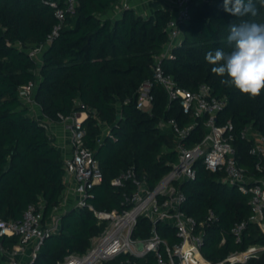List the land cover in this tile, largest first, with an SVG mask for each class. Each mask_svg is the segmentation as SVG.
Wrapping results in <instances>:
<instances>
[{"label": "trees", "instance_id": "obj_1", "mask_svg": "<svg viewBox=\"0 0 264 264\" xmlns=\"http://www.w3.org/2000/svg\"><path fill=\"white\" fill-rule=\"evenodd\" d=\"M51 1L0 0V219L4 220L22 219L30 205L42 209L47 219L61 205L66 188L65 157L47 123L87 112L84 143L95 151L104 175L88 201L97 209L110 211L127 207L124 193L133 189L131 181L125 186L112 184L121 171L133 168L153 187L177 160L175 133L162 123L170 118L181 124L192 119L179 102L169 104L166 91L154 79L155 57L163 54L168 39L169 10L157 7L145 16L129 7L113 15L117 0H78L39 60L30 55V49L47 42L59 21ZM253 3L255 16L235 17L224 11L223 0L193 1L191 20L182 25V41L172 49L174 58L164 57L162 65L180 86L196 91L207 84L213 95L226 99L218 122H232L239 165L261 177L264 167L257 169L261 160L251 153L255 140L243 132L251 126L264 135V90L253 98L221 84L226 77L212 73L214 65L205 59L209 51L231 50L227 40L230 24L264 23V6L260 0ZM147 80L153 81L151 112L137 106L140 86ZM31 82L36 84L34 110L21 95V87ZM198 122L184 140L189 147L203 138L204 119ZM195 166L196 178L181 183L186 195L182 209L199 223L208 219L210 211L215 214L203 228L204 256L218 263L231 252L255 244L264 246L263 230L250 220L249 193L224 182V172L208 170L202 160ZM244 221L246 227L238 241L232 229ZM105 226L87 207L66 209L60 229L44 239L28 264H65L72 254H86L92 238ZM151 227L150 220L141 217L133 236L147 238ZM158 230L170 243L178 241L175 228L167 223H159ZM19 241L18 235L3 238L8 249ZM7 262L0 252V264ZM103 264L161 263L151 251L143 256L123 252ZM240 264H264V249Z\"/></svg>", "mask_w": 264, "mask_h": 264}, {"label": "built area", "instance_id": "obj_2", "mask_svg": "<svg viewBox=\"0 0 264 264\" xmlns=\"http://www.w3.org/2000/svg\"><path fill=\"white\" fill-rule=\"evenodd\" d=\"M193 1L195 0H154L159 3V7L171 13L167 25L168 39L164 44L163 54L155 57L154 79L163 86L169 104L179 102L183 111L192 116V119L184 124L175 118L162 123L175 133L177 160L153 187L147 184L145 178L139 177L133 168L121 171L112 180V184L125 186L131 181L132 191L124 193L123 204H127V207L110 211L97 209L88 199L93 196L92 189L103 181L104 175L95 151L84 143L83 120L87 112H74L62 121L66 133L65 144L55 143L65 157V189L70 188L75 199L72 204L67 205L63 197L61 205L56 207L47 219L44 218L42 209L37 210L32 205L26 209L20 220L0 219V252L7 256L8 264L32 262L44 239L60 229L63 211L86 207L93 211L100 222L105 221L106 226L102 232L92 238V246L86 254H72L67 257L65 264H72L74 261L79 264H103L105 260L123 252L143 256L151 251L156 254L161 264H240L264 249L263 245H251L244 251L231 252L221 262L213 263L204 256L201 248L204 243L203 228L206 223L214 220V212L210 211L208 219L199 223L182 209L186 195L181 189V183L196 178L195 165L202 160L208 170L224 172L222 178L224 182L237 186L243 193H249L252 208L250 220L257 223L264 232V174L256 177L239 165L237 151L232 143L235 137L234 126L230 120L226 123L218 122V116L227 104L226 99L213 95L212 88L207 84H202L196 91L180 86L173 75L166 73L162 65L164 57L174 58L172 49L182 41V25L191 20ZM51 5L55 7L54 13L59 21L48 34L47 42L29 51L32 57L39 60L48 43L60 34L66 13L75 11L78 0H52ZM129 7H137L136 0H117L113 5V15ZM152 88L151 80L145 81L140 86L138 108L151 112L154 98ZM35 91L36 84L33 82L21 87L22 97L28 101L33 110L37 105L33 98ZM199 118L204 119L203 138L189 147L184 140L199 125ZM51 123H47L49 134ZM243 135L254 138L251 153L260 158L261 161L256 166L261 170L264 167V135L254 132L251 126L244 130ZM102 138L103 134L99 137V141ZM141 217H146L152 223L147 238L133 236ZM161 222L175 228L178 241L170 243L161 235L158 230V224ZM245 227V221L233 226L232 231L238 241L242 239ZM13 235H18L20 241L14 244L12 249H8L3 244V238ZM164 254L167 255L166 260Z\"/></svg>", "mask_w": 264, "mask_h": 264}, {"label": "clouds", "instance_id": "obj_3", "mask_svg": "<svg viewBox=\"0 0 264 264\" xmlns=\"http://www.w3.org/2000/svg\"><path fill=\"white\" fill-rule=\"evenodd\" d=\"M264 6V0H260ZM225 12L235 17L257 14L253 0H223ZM231 50L207 52L205 59L221 84L235 87L242 94L257 97L264 90V23L247 22L229 25L227 37Z\"/></svg>", "mask_w": 264, "mask_h": 264}, {"label": "crops", "instance_id": "obj_4", "mask_svg": "<svg viewBox=\"0 0 264 264\" xmlns=\"http://www.w3.org/2000/svg\"><path fill=\"white\" fill-rule=\"evenodd\" d=\"M148 2V1H147ZM150 6L152 5V2H149ZM158 6L153 5L152 11H154ZM50 134L55 139V142L64 143L66 141V133L64 131V122H52L50 126ZM68 147V146H67ZM63 199L64 202L67 203V205H70L73 203V200L75 199L73 192L70 188H67L63 192Z\"/></svg>", "mask_w": 264, "mask_h": 264}, {"label": "rangeland", "instance_id": "obj_5", "mask_svg": "<svg viewBox=\"0 0 264 264\" xmlns=\"http://www.w3.org/2000/svg\"><path fill=\"white\" fill-rule=\"evenodd\" d=\"M149 2H152L151 6H150ZM153 5H156L159 7V3L154 2V0H136V6L137 7H135V9H136L135 11L138 14L148 16L151 13H153V11H152Z\"/></svg>", "mask_w": 264, "mask_h": 264}, {"label": "bare ground", "instance_id": "obj_6", "mask_svg": "<svg viewBox=\"0 0 264 264\" xmlns=\"http://www.w3.org/2000/svg\"><path fill=\"white\" fill-rule=\"evenodd\" d=\"M72 264H79V262L74 261Z\"/></svg>", "mask_w": 264, "mask_h": 264}, {"label": "water", "instance_id": "obj_7", "mask_svg": "<svg viewBox=\"0 0 264 264\" xmlns=\"http://www.w3.org/2000/svg\"><path fill=\"white\" fill-rule=\"evenodd\" d=\"M140 248H142V245H140Z\"/></svg>", "mask_w": 264, "mask_h": 264}]
</instances>
